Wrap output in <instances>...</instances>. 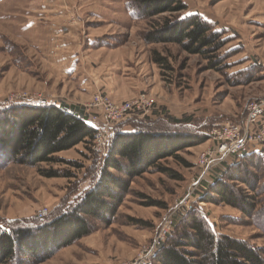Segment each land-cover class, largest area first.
<instances>
[{
	"label": "rangeland",
	"instance_id": "374dc122",
	"mask_svg": "<svg viewBox=\"0 0 264 264\" xmlns=\"http://www.w3.org/2000/svg\"><path fill=\"white\" fill-rule=\"evenodd\" d=\"M104 1L100 18L80 11L81 20L73 23L81 36L79 49L89 54L87 68L93 91L87 93L81 91L84 85L78 72L66 75L51 61L53 46L48 35L41 32L49 19L24 11L43 0H0V105L39 102L78 106L88 120L96 94L123 104L145 93L153 100V111L137 121L152 123V130L161 131H171L168 127L178 124L177 133L197 139L176 152L180 159L168 156L158 162L180 177L172 178L153 166L131 176L129 192L111 223L99 224L40 264L142 262L153 240L164 241L171 232L179 210L193 204L201 208L217 231L264 246V230L259 226H264V211L253 218L245 217L242 224H227L224 219L241 216L238 209L220 202H197L201 186L236 158L213 160L205 169L208 160L220 156V142L217 137H208V132L214 125L242 124L247 101L264 91V0H183L185 12L220 23L219 28L212 24L214 29H222V38L227 40L220 50L226 59L218 65L210 64L201 54L187 53L175 42L146 41L143 33L162 23L167 13L132 17L127 7L133 0ZM87 35L95 37L96 44L88 46ZM82 62L83 66L85 60ZM102 125L107 126V133L120 127ZM97 143L95 137L90 145L80 142L51 155L53 161L49 162L0 163V223L39 218V213H43L41 218L47 217L63 208L58 205L80 196L97 175L108 140L102 150ZM252 170L258 173L257 186H263L264 174ZM236 171L240 170L232 173ZM238 174L243 175L241 171ZM197 179L199 182L193 185ZM228 183L244 187L239 181Z\"/></svg>",
	"mask_w": 264,
	"mask_h": 264
},
{
	"label": "trees",
	"instance_id": "16d2710c",
	"mask_svg": "<svg viewBox=\"0 0 264 264\" xmlns=\"http://www.w3.org/2000/svg\"><path fill=\"white\" fill-rule=\"evenodd\" d=\"M186 8L183 0H133L127 7L132 17L168 14L157 27L143 33L146 41L175 42L189 54L203 55L210 64L223 62L226 58L220 50L227 40L222 38V29H214L197 13H185ZM157 60L162 62V58ZM119 124L109 135L97 175L80 196L58 205L63 208L47 217L0 223V264H40L99 224L111 223L129 192L131 176L153 166L172 178L180 177L158 162L168 156L180 159L176 152L197 138L177 133L178 124L168 127L171 131L152 130V123L140 121ZM95 133L85 116L63 106L39 102L0 105V163L53 161L51 155L59 151L80 142L90 145ZM197 133L205 136L201 130ZM251 167L264 174L260 151L237 155L218 176L201 186L197 202H220L238 209L241 216L226 217L227 224H242L245 217L258 215L264 211V185L257 186L258 173ZM234 181L244 187L228 183ZM193 205L175 215L171 232L147 264H264V246L217 231L201 208Z\"/></svg>",
	"mask_w": 264,
	"mask_h": 264
},
{
	"label": "built area",
	"instance_id": "2783aa9c",
	"mask_svg": "<svg viewBox=\"0 0 264 264\" xmlns=\"http://www.w3.org/2000/svg\"><path fill=\"white\" fill-rule=\"evenodd\" d=\"M91 103L94 109L90 112L91 114H88L91 118L87 121L96 130L95 138L98 141L96 146L100 150L105 148V142L107 143L109 135L111 134V132H106L107 126H103L102 124L113 125L130 120L137 121V119L143 118L144 115L149 117L153 111V100L145 93L139 94L135 100L126 101L123 104L113 103L106 96H98L96 94L93 96ZM137 113L141 116H137ZM213 127L208 132V137H217V140L220 142L217 147L220 156L216 159L208 160L205 169L213 160L223 161L226 156L229 158L230 156H237L247 152L250 145L257 146L264 156V94L247 101L242 124H225L217 127L214 125ZM252 128H256V131L252 132ZM198 179L193 182V185L199 182ZM187 209H190V207ZM42 215L43 213H39L38 217L41 218ZM162 242L163 240L158 241V239H154L146 251L145 257H147L145 260L136 262L135 264H147Z\"/></svg>",
	"mask_w": 264,
	"mask_h": 264
},
{
	"label": "crops",
	"instance_id": "0c3cea01",
	"mask_svg": "<svg viewBox=\"0 0 264 264\" xmlns=\"http://www.w3.org/2000/svg\"><path fill=\"white\" fill-rule=\"evenodd\" d=\"M6 1L8 0H2V3ZM34 3V5L31 4V9L27 8L24 11L27 13H30L29 11H34V13H37V16H45L44 18L49 19V24L45 26V28H42L41 32L48 35L47 39L50 45L53 46V49L50 52L51 61L54 65H57L59 70L66 75H75L78 72L80 77L79 81L82 85H84L81 87V91H86L88 93L90 90L92 92L93 85L91 82L90 73L87 68L89 63V59L87 57H89V54L86 53V55H84L79 49L82 44V41L80 42L81 36L79 30L73 25L78 24V22L81 20V15L79 13L80 11L81 13L86 11L85 13L89 14L91 17L100 18L102 11L106 6L105 1L43 0V2L40 4H37L36 2ZM30 14H28V17H30ZM212 21V24L219 28L220 23L218 20L216 19ZM86 40V44L88 46H93L96 44L95 40L97 39H95L93 36L87 35ZM84 60L85 62L82 66V61ZM261 94H264V91ZM65 108L77 115L85 116V114H83V110L78 106L65 105ZM247 151L258 152L259 149L255 145H250Z\"/></svg>",
	"mask_w": 264,
	"mask_h": 264
}]
</instances>
